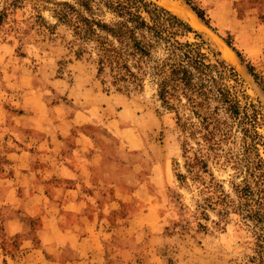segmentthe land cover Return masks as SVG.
<instances>
[{
  "label": "rangeland",
  "instance_id": "374dc122",
  "mask_svg": "<svg viewBox=\"0 0 264 264\" xmlns=\"http://www.w3.org/2000/svg\"><path fill=\"white\" fill-rule=\"evenodd\" d=\"M47 1L20 0L10 6L0 0V11H7L0 21V264H50L46 262L51 259L39 251V237L48 233L45 224L53 219L42 224L36 208L48 205L51 213L62 206L70 210L71 199L50 202L26 196L15 159L27 143L32 144L24 138L31 137L33 144L44 138L41 129L76 133L80 126L64 121L74 119L77 112L88 117L83 126L99 138L107 166H102L101 173L103 198L87 206L99 224L96 238L62 253L65 258L60 262L74 261L76 252V258L83 259L90 253L93 262L86 258L87 264H248L251 240L235 220L226 230L212 221L205 222L207 231L198 226L199 189L192 182L189 188L183 187L175 176L174 160L183 164L181 134L174 113L158 99L156 86L146 81L140 91L133 85H121L109 70L100 77L96 56L53 17L50 9L54 5ZM150 1L180 18L170 9L172 5L194 13L185 0ZM191 1L204 10L210 26L197 16L203 26L199 29L181 19L236 69L243 89L264 111V0ZM226 41L242 54L243 61ZM225 50L232 59L224 56ZM248 65L254 67L257 79ZM36 113L42 121L30 128L28 123ZM71 133L66 138L70 145ZM20 161L28 163L26 157ZM38 164L30 161L37 174L41 171ZM214 173L234 196L231 183L239 181L232 178L233 170L214 166ZM39 182L34 184L40 187ZM13 186L18 188L17 199L8 193ZM114 189L119 194L111 205ZM110 193V199L104 197ZM104 204L110 205L109 211L96 218L95 211L105 208ZM210 215L217 221L215 213Z\"/></svg>",
  "mask_w": 264,
  "mask_h": 264
},
{
  "label": "trees",
  "instance_id": "16d2710c",
  "mask_svg": "<svg viewBox=\"0 0 264 264\" xmlns=\"http://www.w3.org/2000/svg\"><path fill=\"white\" fill-rule=\"evenodd\" d=\"M16 6L20 0H6ZM208 27L210 19L185 0ZM53 17L96 56L98 74L144 90L156 86L163 107L175 115L183 164L174 173L183 187L198 186V226L220 230L236 221L251 243L248 264H264V111L243 89L236 69L220 59L202 35L150 0H48ZM7 11H0V21ZM193 35V41L190 36ZM243 61V56L230 41ZM248 71L257 79L254 67ZM105 84V81L102 82ZM214 166L232 169V196ZM215 213L217 221L210 213Z\"/></svg>",
  "mask_w": 264,
  "mask_h": 264
},
{
  "label": "crops",
  "instance_id": "0c3cea01",
  "mask_svg": "<svg viewBox=\"0 0 264 264\" xmlns=\"http://www.w3.org/2000/svg\"><path fill=\"white\" fill-rule=\"evenodd\" d=\"M36 115L28 123L30 128H33L35 124L42 121V115H38L37 113ZM73 118L64 122H73L75 125H79L80 129L76 133L66 130L64 131L66 133L63 134L62 131H57L56 129L46 133L41 129L44 132V138L37 140L35 144H33L34 141L31 137L24 138L25 142H31L32 144L27 143V149L22 150V154L17 155L15 159L16 168L22 171V178L20 180L23 181L21 184L24 187L23 189L26 188V196L45 198L46 201L50 202H56L58 201L57 199L66 197L71 199L69 203L72 209L70 210L62 206L61 208L52 209L51 213L48 205L36 208L42 215L39 216L41 217L42 224L47 219H53L45 224L50 228L51 232L48 230L46 235L43 233L39 237L41 239L39 251L41 254H44L43 258L51 259L50 262H46L50 264L53 260L56 261L55 264H64L65 262H60L61 258H65L62 253H69L70 248L76 250L77 244H89L93 242V237L96 238V231L99 227L98 222L93 220V212L87 206L88 203L91 205L99 203L98 199L103 198L100 192L102 188L100 187H102L103 176V174L101 176V173L103 167L107 166L105 151L101 148L98 142L99 138L94 135L95 133L88 131L83 126L88 122L86 114L77 112ZM70 133L73 136L71 145L66 142V138H68ZM62 137L65 139L62 140ZM22 157H26L28 163L25 161L21 162L20 159ZM31 160L40 163L37 166L44 173L37 171L38 174L49 176V178L44 179L42 176L34 173L35 170L30 165ZM30 179L31 182H29ZM39 179L41 181L39 182L40 187L34 184ZM8 193L12 196V199H17V186L10 188ZM118 194V191L114 189L112 198L111 193L104 197H108V199L114 198L110 203L112 205L116 203ZM104 205L105 208L95 211L96 218L98 215L109 211L110 205ZM68 216L69 220L63 221ZM20 229L24 230V227ZM73 253L75 254L74 261H68L67 263L69 264H82L84 262L87 264L86 258H88L89 262H93L90 253L88 255L85 253V259L81 257L76 258L77 253Z\"/></svg>",
  "mask_w": 264,
  "mask_h": 264
},
{
  "label": "bare ground",
  "instance_id": "6f19581e",
  "mask_svg": "<svg viewBox=\"0 0 264 264\" xmlns=\"http://www.w3.org/2000/svg\"><path fill=\"white\" fill-rule=\"evenodd\" d=\"M170 9L173 10V12H176L178 15H180L181 18L183 17V19H187L191 23V25L195 27L196 29L203 27L201 25L200 20L190 10L184 7H181V6H177V5H172ZM224 56L228 58L231 56L230 58L232 59V54H230L228 50L224 51Z\"/></svg>",
  "mask_w": 264,
  "mask_h": 264
}]
</instances>
